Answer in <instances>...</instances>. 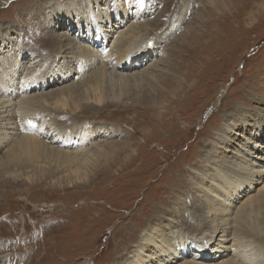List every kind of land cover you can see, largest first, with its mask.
I'll return each instance as SVG.
<instances>
[{
	"label": "rangeland",
	"instance_id": "rangeland-1",
	"mask_svg": "<svg viewBox=\"0 0 264 264\" xmlns=\"http://www.w3.org/2000/svg\"><path fill=\"white\" fill-rule=\"evenodd\" d=\"M134 14L112 45L125 28L113 26ZM104 25L113 29L97 42L101 58L117 60L141 33L161 38L124 56L119 70L136 73L129 83L94 73L100 60L84 64ZM20 65L36 69L29 107L52 130L29 158L0 152V264H129L151 226L180 252L196 242L203 207L223 196L231 212L248 198L231 234L264 255V193L235 169L264 156V0H0V78ZM233 177L243 181L235 192Z\"/></svg>",
	"mask_w": 264,
	"mask_h": 264
},
{
	"label": "bare ground",
	"instance_id": "bare-ground-1",
	"mask_svg": "<svg viewBox=\"0 0 264 264\" xmlns=\"http://www.w3.org/2000/svg\"><path fill=\"white\" fill-rule=\"evenodd\" d=\"M132 4H134V3H130L129 5H126V7L129 8V7H131ZM134 5H135V8H137L136 12H138L140 10V6L137 4H134ZM121 10H123L122 14H124L127 11L126 8H122ZM135 14L129 20L124 18L125 20L123 21L121 19L122 24H119V22H118L117 26L116 25L113 26V27H116L119 29L121 26H125V28H124V30H122V31L120 30L117 33L115 39L113 40L112 45L113 44L115 45V42L120 38V36H119L120 32L124 33L126 30H128V28H130L132 26V23H134L133 21L135 19H138L141 17L140 16L141 14L139 16H136ZM142 14H143V11H142ZM87 15L90 16V18L87 20V24H86L89 27V21L93 20L91 18V17H93L92 11H90ZM103 15H104V13L99 14V16H103ZM108 20H109V17H106V21H108ZM130 20H132V22ZM77 21L79 22V20H77ZM107 24H108V22H107ZM108 25L102 26L99 29L101 31L96 32L97 33L96 37H92L89 39V36L88 37L85 36V39L92 40L94 42L95 46L93 44H90L88 46L85 45L86 48H90L89 51H90L91 59H87L86 62H84V64L87 67H90L92 65V61L96 63L97 61L100 60L99 61V62H101L100 66H98V68L94 71V73L99 72L100 70L103 71V69H106V71L104 72V75L106 76V78L108 80H116V82L119 84H126V83H129L130 81L134 80V76L136 77V75H135L136 73L135 74L124 73L121 70H119V69L124 68L126 66L123 64L124 56L127 54L130 55V54L138 52V51H144V50L146 51L147 49H149V46L150 47L155 46V48H156V45L158 44L159 41H161V38L158 37V38H154V41H148L147 40L148 38L145 39L146 36H144V34L141 33V34H139V36L137 38L133 37L132 38L133 40H129V42L126 45H124V49H123L124 52L121 53L122 56L119 57L117 60L112 59L111 52H105L106 56H108L109 58L108 57L107 58H105V57L101 58V55H102V54H100L101 51L98 50V47L96 45H98L97 42L100 40V38H103L104 34L106 36L111 34V31L113 28H111L112 26H108ZM166 32H168V31H166ZM83 35H85V33H83ZM56 41H55V44H56ZM95 41H96V43H95ZM106 41H107V39L104 38V40H103L104 45H105ZM91 45L94 47H92ZM66 48H69V46ZM59 49H60V47H59ZM59 52H60V50H59ZM154 53H155V51H154ZM59 56H62V54L57 55L56 57H59ZM34 58H37V57H34ZM29 59H31V58H29ZM104 59H105V61H104ZM36 66H38V65L36 64ZM34 68H33V66H29V67H27V70L24 73V71H22V70H24V68L21 69V65L17 66V67H13L12 69H10V72L5 73L0 78V150L8 142H10L12 140H13V142H15V144H9L8 146L4 147L2 149V151H0V152H1V154H4L3 156H5L9 160H12L13 162L15 159H18L22 155L29 158V155L33 154L34 151L40 147V144H39L40 139L38 140L37 135H39V134L48 135L50 133V131L52 130V127L49 124V122L47 121V118H45V115L38 113V111L35 109L32 110L31 107L34 105H29V103H28V101H29V99L33 93H28L27 91L32 89L33 87H39V85H40L39 77L37 78V74H35L37 72H36V69H34ZM21 73H23V76L20 78ZM18 75H19L20 81H18L17 84L14 86V84H13L14 79L11 78V76L15 77ZM2 78H4V80ZM47 84H48V82H47ZM210 91H211V89H210ZM29 106H31V107H29ZM27 123H30V124L34 123L33 125H36L35 131H33L31 129H27L26 128ZM32 131H33V133H32ZM83 134H84V132H82L81 135H83ZM17 136H19L18 139L16 138ZM89 137H91V136H89ZM64 138H66V137H64ZM74 150H76L74 152H75V154H77L79 151L81 152V150H83V149L81 147L80 149L76 148ZM85 151L81 152L83 156L86 153ZM72 153H73V151H72ZM0 156H2V155H0ZM249 157L254 158V159L249 158V160H247L248 162H246V163L243 162L242 165L235 163V165L238 167L235 169L239 170V172H241V173L243 172V173L248 174L249 177H251V179H254L256 177V180L258 181V185H260V187L258 186V188L256 190V194H259L262 192L264 193V179L262 178V174H264V164H262V162L264 163V156L256 154L255 156L251 155ZM82 159L83 160H81V161H85V160H88L89 157L86 158L84 156ZM6 161H8V160H6ZM85 163H87V162H85ZM220 174L221 173H219V175ZM231 179H233L235 181V183L234 184L229 183L228 189L231 190L232 192H235V190L240 187V185L242 184L243 181L240 180L239 182H237L235 177H233ZM257 181H255V182H257ZM225 194L227 195L228 192H225ZM231 196H232L231 194L228 195V197H231ZM247 199L245 201H242L243 203L240 204L241 206L238 204L239 205L238 208L236 210H232L234 212H231V207L233 206L234 201L226 202L224 196L221 198H218V200L216 201L217 205H215V206L214 205H208V206L203 207L202 213L196 217V220H194V222H196L197 224L194 225L193 230L194 229L195 230L193 231V233H191V234H193V236H192L193 239H195L197 243L195 241L190 240V239L188 241V238L185 239L182 242L181 247H179L180 252L176 251V249H178V248L175 247L174 243L169 242V237H173V235L169 234V237L166 238L167 233L165 231L162 232L160 230L155 229L152 226L147 228L143 232V234H142V236H141V238H140V240L136 246V249H135L136 253H134L135 256L130 261L129 264H150V263H146V262H149V261H147V260H149L148 258L152 259L153 256L155 257V254H157V252H159L161 255H164L166 257L171 256L172 258L170 257V259H169L171 262L170 261L168 262L170 264H205L206 261H210V260H211L210 264H264V255L260 254V249L257 250L258 248L253 244V241L250 244H249V242H245V241L243 243V242H240L237 239H235L234 236L231 234V229L233 226H232V224H230V221L232 220V222H235V220L242 219V215L240 213L242 211L244 212V208L248 202ZM250 199L251 198H249V201H250ZM232 213H233V216H231ZM236 217H237V219H236ZM169 228H170V226L168 227V229ZM169 231H171V230L169 229ZM168 233H170V232H168ZM218 236L221 240L217 238ZM224 236L225 237L227 236V238H225ZM223 241H225V242H223ZM230 241H232L233 243H231L228 246L227 244ZM190 242L195 243L196 246L201 247L203 251L206 249V252L201 253L198 249H195L194 252H192L190 250H185L186 248L191 247ZM150 244H151V246H153L156 253L154 251L152 254L151 253H145L146 246L150 245ZM176 244H177V242H176ZM124 246H122V247H124ZM181 253H183L185 255V257H182ZM228 254H230V256H228ZM224 256H226V257H224ZM0 260L1 261L3 260L2 257L0 258ZM142 260H144V261H142ZM153 260H155V258ZM212 261H215V262L212 263ZM157 264H159V263H157ZM160 264H163V263H160Z\"/></svg>",
	"mask_w": 264,
	"mask_h": 264
}]
</instances>
